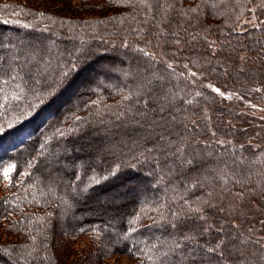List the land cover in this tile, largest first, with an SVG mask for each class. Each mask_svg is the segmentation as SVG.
Wrapping results in <instances>:
<instances>
[{"label": "trees", "instance_id": "1", "mask_svg": "<svg viewBox=\"0 0 264 264\" xmlns=\"http://www.w3.org/2000/svg\"><path fill=\"white\" fill-rule=\"evenodd\" d=\"M0 232V264H264V0H0Z\"/></svg>", "mask_w": 264, "mask_h": 264}, {"label": "rangeland", "instance_id": "2", "mask_svg": "<svg viewBox=\"0 0 264 264\" xmlns=\"http://www.w3.org/2000/svg\"><path fill=\"white\" fill-rule=\"evenodd\" d=\"M21 2H23V0H20ZM78 1H74L73 4H77ZM72 4V5H73ZM35 7H40L38 4L34 5ZM57 7V6H56ZM51 11V10H50ZM53 12H57L60 14H65V15H76L75 9L71 8V7H59L56 10H52ZM37 41V40H35ZM35 44V42H34ZM37 45V42H36ZM35 45V46H36ZM76 47H73L70 49V52L74 51ZM215 60L218 61V58H215ZM95 68V67H94ZM105 72V71H104ZM93 72H88L87 75L82 76V75H78L77 77V82L74 84V86H72L69 91H67L62 97L59 98L57 106L56 107H60L62 108L61 111H63L64 109H66L67 106L70 105V103L73 101L74 97L77 96L79 93H81L83 90H85V86L86 83L88 82L87 79L89 78V75L92 76V78L95 77V75L97 74H92ZM105 75H108V72L106 71ZM69 96V97H68ZM169 105H161L157 108V110H155V117L156 118H167V116H170V112L168 109ZM170 119H174L173 116H170ZM138 121L134 120L132 121V125H137ZM150 124V123H149ZM151 136H153V133H148V131L144 130L141 132V134L136 137L135 139H138V141H143V140H147L148 137L151 138ZM103 142V141H102ZM154 143V141L152 140L150 142V144ZM100 150V152H99ZM98 151L94 152V150L92 151L93 153L90 155L91 159H95L96 157H102L104 156V153H108V154H114L113 157L117 158L119 157V155H121L120 153H116L117 148L115 147H109L107 149L105 148H101ZM123 151V150H121ZM84 156L85 152L81 151L79 152V154H74V155H69V157H67L63 163L66 164V166L74 164L76 162H78V159L80 158L79 156ZM171 154H169L168 156H170ZM115 161V160H114ZM213 162V161H211ZM211 162L208 160L204 163L203 165V175H205V173H207V170L211 167ZM137 176V175H136ZM53 177V176H52ZM55 182H57L59 179H57L56 177L52 178ZM140 179V181H138ZM143 177H139L136 178L135 180H127L125 181V183H123V185H119L117 187H115L114 189H112L111 191H104V192H97L96 194H94V199L93 201L99 202L100 204H108V206L114 208L118 202L120 201H126L129 200L131 198L134 197L136 191L133 190H126L127 187H136L137 184H142L145 183L148 184L151 188L154 189V185L156 183H159L160 181L155 182V179H152V181L150 180H143ZM154 184V185H153ZM83 211L82 213L85 214L87 211H85V208H82ZM106 209V208H104ZM111 213V211L109 210H105L103 212V214H101L100 216L103 217V219L107 222H110L111 217L109 216ZM0 234H3L2 232H0ZM4 236L0 235V239L4 240ZM86 239H80V241L76 244V248H80L83 244L86 243ZM129 259L125 256H119V257H114L111 259V264H128Z\"/></svg>", "mask_w": 264, "mask_h": 264}, {"label": "snow or ice", "instance_id": "3", "mask_svg": "<svg viewBox=\"0 0 264 264\" xmlns=\"http://www.w3.org/2000/svg\"><path fill=\"white\" fill-rule=\"evenodd\" d=\"M209 87H211V85H209ZM216 91L217 92H219L220 90L219 89H216ZM14 167V166H13ZM9 171H10V169H6L5 171H4V175L5 176H8L9 175ZM113 175H115V173H113ZM105 179H107V177H105ZM187 203V202H186ZM190 210L192 211V212H200L201 211V209L200 208H190ZM173 227H175V225H173Z\"/></svg>", "mask_w": 264, "mask_h": 264}]
</instances>
